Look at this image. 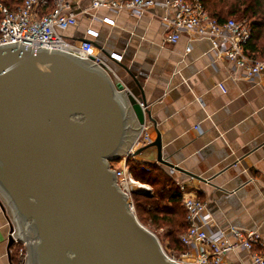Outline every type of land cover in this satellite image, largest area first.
I'll list each match as a JSON object with an SVG mask.
<instances>
[{
    "label": "water",
    "instance_id": "water-1",
    "mask_svg": "<svg viewBox=\"0 0 264 264\" xmlns=\"http://www.w3.org/2000/svg\"><path fill=\"white\" fill-rule=\"evenodd\" d=\"M141 102L89 59L0 44V204L26 264H181L139 221L111 165L150 119ZM149 146L162 165L200 179L162 158L158 131Z\"/></svg>",
    "mask_w": 264,
    "mask_h": 264
},
{
    "label": "crops",
    "instance_id": "crops-1",
    "mask_svg": "<svg viewBox=\"0 0 264 264\" xmlns=\"http://www.w3.org/2000/svg\"><path fill=\"white\" fill-rule=\"evenodd\" d=\"M91 2L79 0V7ZM165 14L156 8L138 20L123 11L114 16L115 26L95 23L96 42L106 52L123 55L111 64L127 91L147 104L156 128L153 141L157 131L161 135L162 158L200 179L159 163L155 147L148 146L136 159L159 164L178 186H195L207 206L209 235L224 230L229 243H238L228 232L233 226L253 230L264 241V74L249 80L241 70L223 65L213 57L208 40L183 34L175 44L165 41L166 27L156 17ZM138 22L147 29L137 28ZM88 25L83 16L79 26L64 33L81 38ZM5 206L3 210L0 204V264H13L9 252L12 257L17 246L9 248L8 241L14 221ZM227 260L255 264L241 246Z\"/></svg>",
    "mask_w": 264,
    "mask_h": 264
},
{
    "label": "built area",
    "instance_id": "built-area-1",
    "mask_svg": "<svg viewBox=\"0 0 264 264\" xmlns=\"http://www.w3.org/2000/svg\"><path fill=\"white\" fill-rule=\"evenodd\" d=\"M156 8L166 12L163 16H156L166 27L165 41L175 44L183 34L208 40L213 57L223 65L241 70L243 76L249 80L260 78L264 74V53L250 48V22L247 19L232 18L225 23H219L209 15L201 0H92L86 8L79 7V0H24L16 8H9L0 0V44L17 42L71 52L116 75L111 62L120 61L123 55L116 51L106 52L96 42L99 30L95 23L115 26L114 16L123 11L130 12L140 20ZM102 11L105 14L98 15ZM83 16H87L90 21L86 35L81 38L66 36L64 32L79 26ZM137 28L147 29L141 22L137 23ZM186 50L191 52L192 45ZM218 86L223 92L227 91L224 84L220 83ZM141 106L147 110L146 103L141 102ZM155 129L146 115L130 152L119 161V165L111 163L117 184L128 195L134 211L132 192L136 189L150 192L152 188L133 176L127 161L138 149L148 147L153 142L152 134ZM179 189L188 224L180 240L187 249L182 253L181 259L172 257L175 261L181 264H235L227 260V255L241 246L251 252L255 264H264V241L257 232L242 231L231 226L228 232L237 238L238 243H229L224 230L209 235L205 229L209 222V216L205 214L207 206L197 194L195 186L181 183ZM15 232L16 227L10 235L15 238L14 246H17L22 256L25 250L20 244L21 240L14 236Z\"/></svg>",
    "mask_w": 264,
    "mask_h": 264
},
{
    "label": "trees",
    "instance_id": "trees-1",
    "mask_svg": "<svg viewBox=\"0 0 264 264\" xmlns=\"http://www.w3.org/2000/svg\"><path fill=\"white\" fill-rule=\"evenodd\" d=\"M24 0H2L9 8H16ZM209 15L219 23L229 19H247L252 30L250 48L261 54L264 53V0H201ZM50 11V9H45ZM127 165L133 176L153 186V192H132L135 214L143 224L150 222L153 232L167 228L169 247L173 246L180 254L187 249L180 236L186 231V211L182 204V193L176 181L159 165L151 164L130 156ZM154 187H156L154 189ZM145 226V225H144ZM26 255L17 256L12 253L13 264H24Z\"/></svg>",
    "mask_w": 264,
    "mask_h": 264
},
{
    "label": "rangeland",
    "instance_id": "rangeland-1",
    "mask_svg": "<svg viewBox=\"0 0 264 264\" xmlns=\"http://www.w3.org/2000/svg\"><path fill=\"white\" fill-rule=\"evenodd\" d=\"M138 135V134H137ZM137 135H136V137H137ZM120 163H119V161H115V162H113V165H119ZM147 166L148 167H151V168H153L152 167V165H148L147 164ZM136 178V177H135ZM137 179V178H136ZM137 180H139V179H137ZM140 181V180H139ZM142 183H144V184H147V185H150V187L152 188V190L150 191V192H153L154 190H153V186L151 185V184H148V183H145V182H143V181H141ZM156 187H154V189H155ZM137 190V189H136ZM14 224V223H13ZM143 225H145L147 228H149L151 231H153L151 228V226H150V222L149 221H145L144 220V223H143ZM155 234H156V236L159 238V240H160V242H161V245L163 246V248H164V250L166 251V253L169 255V256H171V257H176L177 259H181L180 257H181V255L182 254H180V252L178 251V249L176 250L175 248H173V246L171 247H169V241L167 240V228H165V227H163L161 230H159V231H157V232H154ZM20 244L22 245V248H24V250H25V254H27V245H26V243L23 241V240H21L20 241ZM15 254L19 257L20 256V251H16L15 252ZM26 260H27V256H26V258H25V262H24V264H26Z\"/></svg>",
    "mask_w": 264,
    "mask_h": 264
},
{
    "label": "bare ground",
    "instance_id": "bare-ground-1",
    "mask_svg": "<svg viewBox=\"0 0 264 264\" xmlns=\"http://www.w3.org/2000/svg\"><path fill=\"white\" fill-rule=\"evenodd\" d=\"M69 53H71V52H69ZM77 55V54H76ZM79 56V55H78Z\"/></svg>",
    "mask_w": 264,
    "mask_h": 264
}]
</instances>
